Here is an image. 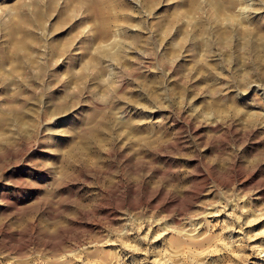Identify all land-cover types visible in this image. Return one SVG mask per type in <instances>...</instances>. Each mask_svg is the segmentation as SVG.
Masks as SVG:
<instances>
[{
  "label": "rangeland",
  "instance_id": "1",
  "mask_svg": "<svg viewBox=\"0 0 264 264\" xmlns=\"http://www.w3.org/2000/svg\"><path fill=\"white\" fill-rule=\"evenodd\" d=\"M6 142L0 264H264V0H0Z\"/></svg>",
  "mask_w": 264,
  "mask_h": 264
},
{
  "label": "bare ground",
  "instance_id": "2",
  "mask_svg": "<svg viewBox=\"0 0 264 264\" xmlns=\"http://www.w3.org/2000/svg\"><path fill=\"white\" fill-rule=\"evenodd\" d=\"M80 117V116H79ZM74 118H75V115H72V116H70V118H69V121H73L74 120ZM77 118V117H76ZM78 119V118H77ZM75 122H76V119H75ZM46 130V127L44 126L43 127V130H42V132H43V134H44V131ZM62 130V128L60 127L59 129H58V131H61ZM57 131V130H56ZM42 136V135H41ZM43 138V137H42ZM87 138V136H83V140L84 139H86ZM62 142V141H61ZM83 142V141H82ZM10 143V142H9ZM45 143V142H44ZM5 144V143H4ZM4 144H0V155L2 154V156H3V154H5V155H7L8 157L11 155L10 154V148L12 147H10V145L6 142V144H8L9 145V147L7 146V145H4ZM67 144V143H66ZM23 145L24 144H22V145H20L21 147H19L20 148V155H17L16 156V158H18V160L16 161V162H14L13 164H18V166L17 165H15V166H17V167H15L16 169L14 170V169H12V170H14L17 174H19V176L20 177H23L24 175H26V172H27V170L24 168V166L23 165H21V163H18V161H20V159H21V155H22V153H23V150H24V147H23ZM54 145H55V143H54ZM53 145V146H54ZM69 145V144H68ZM54 148V147H53ZM64 149V148H63ZM76 147H75V145H72V146H70L69 148H68V150H62V147L61 148H58V146H57V144H56V150H53L52 148H51V146H44V144H42V145H40V147H39V151L38 152H42V154H44V155H47V154H54L55 153V151H59V155H60V157L62 156V157H64V156H75L74 154H75V152H76ZM11 152H12V150H11ZM43 155V156H44ZM70 157L69 158H67V159H70ZM44 157H42L41 156V158L39 159V168H38V171L40 172V173H42V175H44V178L46 177V176H49V175H51L52 173H51V171L52 170H50V166H48L47 165V163L48 162H46L44 159H43ZM72 158V157H71ZM62 159V158H61ZM66 159V158H65ZM22 160H23V158H22ZM38 161V160H37ZM11 163H9V165H10ZM7 166L6 165H4V166H2V169L0 170V177H1V173H2V171H4L5 170V168H6ZM50 167V168H49ZM240 169H242V168H240ZM239 172H242V171H239ZM53 175V174H52ZM51 175V176H52ZM238 175H241V173L240 174H238ZM66 181V180H65ZM45 182V181H44ZM246 182V181H245ZM247 183V182H246ZM2 192V191H1ZM5 192V191H4ZM2 194V193H1ZM5 196H6V193H3L2 194V196H1V200H3V197H4V199H5ZM8 200H10V199H8ZM8 204V203H7ZM246 213V212H245ZM257 218L255 217V218H253V217H251V219H249V221H248V223H251V222H254L255 220H256ZM246 220V219H245ZM258 220V219H257ZM248 223H246V224H248ZM258 223V222H257ZM258 231V230H257ZM260 231L263 233L264 232V230H263V228H262V230L260 229ZM260 231H259V234H260ZM257 232L256 233H254V235H259ZM257 237V236H256ZM264 251V250H263ZM262 251V252H263ZM165 262H162L161 264H164Z\"/></svg>",
  "mask_w": 264,
  "mask_h": 264
}]
</instances>
